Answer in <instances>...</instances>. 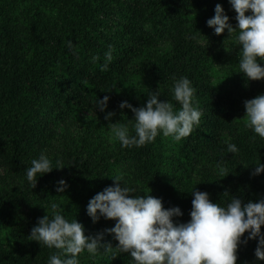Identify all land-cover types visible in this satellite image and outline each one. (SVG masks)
Listing matches in <instances>:
<instances>
[{
	"label": "trees",
	"instance_id": "trees-1",
	"mask_svg": "<svg viewBox=\"0 0 264 264\" xmlns=\"http://www.w3.org/2000/svg\"><path fill=\"white\" fill-rule=\"evenodd\" d=\"M217 3L236 26L228 0H0V264H47L58 250L29 235L53 203L68 220L82 223L85 235L113 227L115 221L103 217L93 223L86 206L116 175L134 189L131 195L178 206L183 215L173 218L177 223L190 220L196 190L221 206L233 196L245 203L264 199V173L252 175L264 163V139L246 127L244 107L264 94V79L239 72L238 29L217 35L207 25ZM110 48L114 59L102 71ZM181 76L196 89L193 106L203 116L180 142L161 133L143 147L123 148L115 136L104 140L102 125L72 129L74 116L85 111L134 134V114L120 103L144 106L149 92L159 90L158 99L179 110L172 89ZM106 95L105 111L95 109ZM109 111L115 113L111 120L105 119ZM228 143L240 151L228 153ZM41 152L53 167L64 166L38 177L32 188L26 172ZM60 179L67 181L63 192H57ZM103 242L118 244L106 232ZM256 247V239L241 244L236 264H264ZM79 259L132 264L116 248L95 256L85 251Z\"/></svg>",
	"mask_w": 264,
	"mask_h": 264
},
{
	"label": "clouds",
	"instance_id": "clouds-1",
	"mask_svg": "<svg viewBox=\"0 0 264 264\" xmlns=\"http://www.w3.org/2000/svg\"><path fill=\"white\" fill-rule=\"evenodd\" d=\"M228 2L236 13V26L229 22V16L219 3L215 5L214 16L206 23L217 35L225 30L231 35L238 29L236 45L241 50L239 72L249 80L264 79V65L258 63V60L264 61V0ZM68 47L72 49V41L68 42ZM113 51L110 48L105 54L102 71L109 70L114 59ZM92 59L95 62L99 57ZM195 92L191 80L181 76L174 80L172 89L173 99L181 106L179 110L172 102L159 100V90L149 92L144 106L134 107L128 101H122L120 109L128 108L134 114V134L127 125L113 124L115 138L121 147L132 148L154 142L161 133L176 142L189 137L200 125L203 116V112L193 106ZM109 99L107 95L97 99L95 109L105 111ZM244 107L246 127L264 139V94L245 100ZM114 115L109 111L105 119L111 120ZM226 151L236 154L240 150L236 144L228 143ZM63 166H59L58 162V166L53 167L49 157L41 152L38 158L31 160L26 180L35 188L38 177ZM261 173H264V163L256 164L252 175ZM112 179L114 183L91 197L86 206L87 215L93 223L102 217L115 221L114 226L104 232L95 236L85 235L84 225L76 219L68 220L58 211L59 205L55 203L51 205L50 215L39 218L37 225L31 229L30 240L58 250L49 257L47 264H80V254L85 251L95 256L101 249L110 253L113 248L130 255L132 264H236L239 246L251 239L257 240L255 257L264 261V233L261 231L264 199L245 203L233 196L226 206H221L212 202L208 192L196 190L192 193L190 220L177 223L173 218L183 215L178 206L165 208L162 198L148 194L131 195L134 189L126 186L122 175ZM66 187V180L57 182V192H63ZM105 232L118 241L116 247L103 242Z\"/></svg>",
	"mask_w": 264,
	"mask_h": 264
},
{
	"label": "rangeland",
	"instance_id": "rangeland-1",
	"mask_svg": "<svg viewBox=\"0 0 264 264\" xmlns=\"http://www.w3.org/2000/svg\"><path fill=\"white\" fill-rule=\"evenodd\" d=\"M72 120L74 122L72 129H75L76 133L80 131L79 129L83 128L84 126L83 124L93 122L94 124H96V126L102 125L104 127V130H105L104 135H103L104 140L109 141L112 137H114V133L112 132L113 124H107V125L100 124L96 119V115L93 114L92 112L83 111L82 113L76 114Z\"/></svg>",
	"mask_w": 264,
	"mask_h": 264
}]
</instances>
